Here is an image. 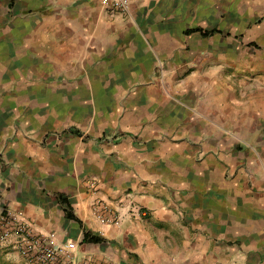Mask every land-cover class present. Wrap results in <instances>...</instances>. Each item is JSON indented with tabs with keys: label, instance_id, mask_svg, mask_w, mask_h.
<instances>
[{
	"label": "crops",
	"instance_id": "crops-1",
	"mask_svg": "<svg viewBox=\"0 0 264 264\" xmlns=\"http://www.w3.org/2000/svg\"><path fill=\"white\" fill-rule=\"evenodd\" d=\"M0 209L101 261L264 264V0H0Z\"/></svg>",
	"mask_w": 264,
	"mask_h": 264
},
{
	"label": "built area",
	"instance_id": "built-area-1",
	"mask_svg": "<svg viewBox=\"0 0 264 264\" xmlns=\"http://www.w3.org/2000/svg\"><path fill=\"white\" fill-rule=\"evenodd\" d=\"M102 4L110 12L127 14L130 10V0H102ZM164 75L165 68L161 63L157 76ZM130 207L127 211L122 208L114 209L103 200H96L93 210L102 223L115 225L120 224L127 216L147 215L145 210L137 206ZM11 240L15 250L28 264H123L111 259L101 261L83 254L77 241L62 240L55 232H38L17 214L0 209V252Z\"/></svg>",
	"mask_w": 264,
	"mask_h": 264
},
{
	"label": "trees",
	"instance_id": "trees-1",
	"mask_svg": "<svg viewBox=\"0 0 264 264\" xmlns=\"http://www.w3.org/2000/svg\"><path fill=\"white\" fill-rule=\"evenodd\" d=\"M83 242L100 243V242H102V239L100 237L93 235L89 231H86V232H84Z\"/></svg>",
	"mask_w": 264,
	"mask_h": 264
},
{
	"label": "rangeland",
	"instance_id": "rangeland-1",
	"mask_svg": "<svg viewBox=\"0 0 264 264\" xmlns=\"http://www.w3.org/2000/svg\"><path fill=\"white\" fill-rule=\"evenodd\" d=\"M157 81L162 87H166V76L164 75L163 77H158L157 76Z\"/></svg>",
	"mask_w": 264,
	"mask_h": 264
}]
</instances>
